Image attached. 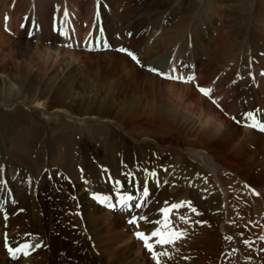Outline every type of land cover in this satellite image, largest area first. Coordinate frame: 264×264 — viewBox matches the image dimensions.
<instances>
[{
    "label": "bare ground",
    "instance_id": "6f19581e",
    "mask_svg": "<svg viewBox=\"0 0 264 264\" xmlns=\"http://www.w3.org/2000/svg\"><path fill=\"white\" fill-rule=\"evenodd\" d=\"M42 1L46 2L45 5ZM69 1L0 0V49L10 42V46L18 52L30 57L46 56L55 64L68 54L92 69V86L99 88L104 81L111 86L118 83L113 76L121 73L127 78L119 87L122 96L130 93L136 97V92L152 91L156 83H162V78L149 70L152 68L159 69L160 73L182 74L185 78L195 77L201 71L199 78L196 77L197 85H205L212 90L214 86L218 87L215 77L221 71L219 58L202 49L200 41L201 36L209 34L212 25L209 19L192 20L190 30L186 27L181 34L175 31L166 36V25L181 14L184 0H153L151 5L146 6L130 4L127 0H99V4L97 0H91V6L87 4L90 6L87 13L84 12L85 0H71V6ZM214 2L205 0V4H210L209 10ZM55 7L61 12L57 20L54 17L56 12H53ZM39 13L45 16L39 19ZM28 17L29 21L25 22ZM114 24L111 31L122 36L125 30L126 34L132 33L128 40L130 46L125 48L139 57V63L124 52H111L99 57L95 43L99 41L104 47L107 44L106 32ZM4 25L10 27V34L5 31ZM258 34L253 35L254 39L263 40L258 46H251V36L244 41L243 35L238 33L235 40L229 43V56H235L236 50L245 44L250 45L251 54L263 56L264 35ZM122 38V41L125 40L124 36ZM157 39L159 41L155 46L152 44L154 47L149 53L142 51L148 42L153 43ZM92 42L93 49L89 50ZM83 43L87 46L85 50H74L83 48ZM245 55H249V51ZM228 59L230 61V57ZM70 62L61 66L57 74L37 80L25 68L19 75H11L0 58V104L9 108L16 104L25 106L42 122L49 125L51 121H59L66 129L76 122H80L81 126L88 122L106 125L101 129V142L107 151L105 156L97 150L92 152L86 141H75L71 131L65 134L62 131L64 135L60 132L57 135L44 134L45 128L41 124L34 125L28 138L29 146H23L19 135L7 127L10 132L0 136V180L9 178L0 184V241L2 231L8 233L18 226L22 233L29 232L28 245L33 247L28 249L29 255L18 253L14 258L8 249L20 247L18 243H10L4 255L0 249V264H157L153 252L145 247L136 233H151L162 227L155 223L160 214H154L162 204L155 205L154 201L150 211L141 214L137 206H133V201L137 200L141 206L147 203L158 181L160 187L169 181L165 188H171L175 200L192 199L195 192L198 195L196 199L204 200V206H201L203 212L199 214V211L198 216L194 214L196 217L189 220L188 227L181 229L186 235L175 245L161 246L154 241L155 237L152 238L150 243L155 244V251L168 253V256L160 258L161 264H226V245L230 246L233 255L236 254V264H264V255L263 258L257 257L256 261L248 259L244 262L243 254L247 249L237 236L239 233L246 238L250 235L246 230L234 227L237 222L248 219L249 212L259 214L264 210V132L246 126L252 121L245 118V114L251 112L257 120L264 122V113L257 107V101L255 103L248 96L251 93L242 92L249 98H243V104L238 102L241 105L236 108L232 106L235 108H232L233 112L217 115L215 105L195 90L194 83L183 82L184 90H181L176 80H165L169 87L176 86L183 94L182 99H155L145 115H141L138 106L122 115L112 108L116 105L114 100H101L93 106L68 100V95L76 87L78 70L70 67ZM16 63L19 66V62ZM260 67L258 77L264 79V59ZM131 72L136 75L137 86L134 77L132 80L128 75ZM262 88L264 94V86ZM222 95L217 88L209 98L221 104ZM185 105L190 109L184 110ZM222 106L225 113V104L222 103ZM175 109H179V115L186 120L167 115L168 111L170 113ZM232 114H235L232 116L235 119H232ZM11 133L13 139L8 143ZM62 139L67 143L65 149L60 143ZM166 166L171 169L164 174ZM151 174H156L154 179ZM252 174L261 180L256 186L259 196L253 197L246 190L245 194H238L240 198L243 196V200L237 201L230 193V186L236 193L233 182L237 180L236 186L242 189L240 182L242 185L250 183L248 179ZM225 175L229 179L234 177L233 181ZM116 181L121 187L115 186ZM145 187L150 193L144 201L133 197L127 205L120 203L123 194ZM13 195L16 196L14 202ZM96 196L111 197V200L101 203L100 199H95ZM243 201H248L249 205L244 207ZM109 203L113 206L109 207ZM122 206H126V212L120 211ZM115 208L119 211L114 212ZM236 215L242 216L241 219L239 217L238 220ZM141 216L147 220H139L138 225L129 223L133 217ZM204 219L207 220L205 224H200ZM234 219L236 223L233 225ZM174 225L180 226L178 223ZM40 244L43 246L38 250Z\"/></svg>",
    "mask_w": 264,
    "mask_h": 264
},
{
    "label": "rangeland",
    "instance_id": "374dc122",
    "mask_svg": "<svg viewBox=\"0 0 264 264\" xmlns=\"http://www.w3.org/2000/svg\"><path fill=\"white\" fill-rule=\"evenodd\" d=\"M85 1H86V3L84 6V9H85L84 12L87 13L88 8L91 6L90 5L91 0H85ZM127 1L130 4L142 5V6H146L148 4L151 5L153 3V0H127ZM42 3H44V5H45L46 2L42 1ZM68 3L71 6L72 1L70 0ZM88 3L90 6L87 5ZM209 7H210V4H205V0L204 1L203 0H200V1L199 0H184V4H183L182 10H181V14L177 18H175V20H173L172 22L171 21L168 22V24L166 25V28H167L166 36H170V35L174 34L175 31H178V33L181 34L182 31H184L186 29V27L188 28V30H190L192 28L193 21L195 19L202 20L205 18L204 21L209 19L208 21H210L212 24L211 29L208 32L209 34H207L206 36H201L200 41L203 44L202 49L205 48L204 50L207 52H210L212 57H214L216 59L219 58V60H218L219 66H220L219 70H221V71L217 74L218 78L215 77V79H216L215 82L218 85V87L214 86L213 90L212 89L211 90L215 91V90H217V88H219L221 95L223 94L221 96V99H222V103L225 104V108H226V110L224 108L225 113H223L222 103L219 104V103L215 102V100L213 98H212L213 100H211L208 96H205L203 93H201L199 91V88L196 87L195 84H192L194 82H197V80H198L197 78H199V76L201 75V73H200L201 71L197 73L198 75L195 76V80L190 84H192V86L194 88L196 87L195 90L199 94L206 97L210 102H212L215 105L214 109H215V112L217 115H219V114L225 115L227 113L233 112L234 110H232V108L234 106L236 108L238 105L243 104L244 99L248 100L249 97L252 98L253 101H255V103L257 101V103H256L257 107L261 110V112L264 113V96H263L264 94L262 92L263 91L262 87L264 86V79L260 76L258 77V75H259L258 70H260V68H261L260 65L263 63L264 55L262 56V54H261V56H262L261 57L259 55V53H252L251 54L250 53L251 51L249 50L250 45L251 46H258L260 44V42L263 40V39H261V41H260L256 38L254 39L253 35L254 34L256 35L258 33H259L258 34L259 36H262V34L264 35V0H215L213 5L211 6L210 10L208 9ZM193 8H195V9H193ZM205 8L208 10H206ZM57 9H59V8H57ZM57 9L55 7L53 10V12L54 11L56 12V14H54V17L56 20L58 18V13H61ZM207 13H209V14H207ZM44 16H45V14L43 15L40 13H39V15H37V17L39 19L44 17ZM194 16H196V18ZM60 17L61 16H59L58 19H60ZM28 21H29V17L26 18L25 22H28ZM96 26H97V24L95 21L94 27H96ZM114 27H115V24H114V26H111L110 30H108V31H111L112 29H114ZM84 28H85L84 31H86V28H88V25L85 26ZM4 29L7 33L9 32L8 34H10L11 31H10L9 26L7 27L4 25ZM95 30H97V29H95ZM108 31L106 32V34H107V36H106L107 42L106 43L107 44L104 47L101 46L99 41L98 42L96 41V43H95L94 42L95 40L93 39V42L98 47L97 52L99 53V57H105L107 55V53H111V52H120V51H118V49H120L121 47L125 48V47L130 46L128 43V40L131 39L132 33L126 34V30H125L123 33V36H124V39L126 41L123 40L124 41L123 42L121 40V39H123L122 38L123 36L119 32L117 33L114 31H111V32H108ZM238 33H240V35H243L244 41L249 36H251L250 41L251 40L252 41L251 42L249 41L250 45L245 44V46H242L241 49H239V50L237 49L235 56L232 57V56H229V52H228L230 50V44L229 43H231V41L233 39L235 40L236 35ZM97 34H99V32ZM116 34H117V36H116ZM161 35H162V33L159 36H161ZM150 41H152V40H150ZM158 41L159 40L157 39L156 42H154V41H153V43L148 42V46H145L142 49V51L149 53ZM93 42L88 47L89 50L93 49V47H92ZM7 43L5 45H3L0 49V58L6 63L7 72L10 73L11 75H19L20 73H22V71H23L22 69L25 68V69L29 70V73L31 74L32 78L37 79V80L38 79H47L50 75L52 76L54 74H57L58 71L61 69V66H64L66 63L71 61L70 67L78 68V70H76V72H77L76 82H75L76 87L68 95V100L81 101V102H85L87 104L89 103L90 104L89 106H93V105H96L97 103L99 104L101 100L105 102V100L109 99L110 101L114 100L116 102V105L113 106V104H112V106H113L112 108L114 109L115 112L120 111L122 115H126V114H128L129 111L134 110L138 106L139 107L138 111L142 112L141 115L142 114L145 115L149 112V109L151 107L150 105L152 104V101L155 99L157 100V99H162V98H166V97L170 98V99H182L183 98V94L181 92H179V90L176 89V86H171V87L168 86L169 83L167 81H173V79L168 80L167 78H165L164 75L161 76L158 73H157V75L160 78H162L163 81H162V83H160L161 85L160 84L158 85L156 83L154 90L143 91L140 93L136 92V97L132 96L130 93H129V95L127 94V96H122L120 94L121 88H119V87L121 86L122 83L126 82L127 78L125 76L122 77L123 75L121 73L116 75V76H113V80L119 81L118 83L113 84V86H111L110 83H107L104 81L103 86L99 88L96 86H92L93 85L92 81H94V75H93L92 69L87 64H84V63L78 61L77 59L71 58L70 55H68V54H65L63 59L61 61L58 60V64H55L52 59H49L46 56L30 57L29 55H27L25 53L18 52L17 49H13L10 46V42H7ZM205 43H207L209 45H206ZM243 43H245V42H243ZM82 45H83L84 49L77 47L74 50H77V51L85 50L87 47L86 43H83ZM149 45L151 47L152 46L153 47L151 48V47H149ZM125 49H128V48H125ZM246 50L249 51V55H245V52H248ZM245 56H246V58H245ZM200 57H204V56L201 55ZM229 57H230V61L228 59ZM138 60H139V57H138ZM253 61H254V63H251ZM16 62H19V66L17 65ZM134 62H136V61H134ZM250 66H252V67H250ZM258 67H259V69H258ZM246 68H250V69H246ZM251 69H252V71H248ZM131 73L133 74V76L130 73L128 75L131 78L134 77V82L137 86L136 75L133 72H131ZM230 74H231V76H230ZM227 77H229V78H227ZM243 79L245 80V83H244ZM132 80H133V78H132ZM165 80H167V81H165ZM253 81H254V84H253ZM183 82L184 81H179V80H176V82H175L176 85L181 90L183 89ZM261 84H263V85L261 86ZM257 85H259V86H257ZM161 86H163V87H161ZM237 86H238V88H237ZM133 87L136 89V87L134 85H133ZM165 87H167V89ZM227 87H228V89H227ZM169 88H171V89H169ZM203 88H206V86L204 85ZM243 88H245L246 91L243 90ZM259 88H262V89H259ZM237 89L238 90L241 89L240 90L241 92H239ZM234 90H236V91H234ZM242 92L245 94H247V92H249V93H251V95H248L249 97H246V95L243 94ZM240 93H242L244 96ZM252 93H255V94H252ZM170 94H171V96H169ZM230 96H232V97H230ZM258 100H260V101H258ZM229 102H231V103H229ZM238 102L241 104H239ZM107 106H111V105H107ZM235 108H233V109H235ZM29 109L30 108H27L25 106H19V104H16L15 106H13L11 108L5 107L4 105L0 104V136H1V134L5 135V133L10 132L9 131L10 129L7 127H11L12 131H14L17 135H19L21 142H23L25 144V145L24 144H22V145L23 146H29V145H27L29 143L28 138H29V135H31V133H32L31 131L34 129V125H38V124L40 125L41 124L40 126L45 128V130H43L44 134L45 133L46 134L52 133L51 135H53L56 133V135H57V133L60 132L61 135H64L67 131H71L73 133V134H71V136L74 135L72 137L75 138V141L79 140V139H80V141L84 140V141H86L87 147L89 146V148L92 152H94V150H97V151H100L101 155L105 156V153L107 151H105V147L103 146V144L101 142L102 137H103V134L101 133L103 130H101V129L103 127H105L106 125L101 126L98 123L88 122L86 125L81 126L80 122H76V124H74L72 127H68L66 129L65 127L62 128V125L59 123V121H51L49 125L46 124L44 121L42 122V119H40V117L32 115L29 112L30 111ZM183 109L189 110L190 108H188L187 105H185ZM141 110H143V111H141ZM167 115L168 116L173 115L174 117H177V118L181 119L182 121L186 120V117H184L181 114L179 115V109H175V110H173V112H170V113L168 111ZM233 115H235V114H232L231 117ZM24 119H26V121H24ZM232 119H233V117H232ZM141 127H143V125ZM62 131L64 134L62 133ZM11 134H10V136H8V138H9L7 140L8 143H10L11 140L13 139V133H11ZM60 143H58V145H61L65 149L67 146L66 141H64V139H62V140H60ZM41 144H43V142H41ZM86 145H82V146H86ZM263 159H264V156H263ZM170 169H171V167H167V166L164 167L163 173L167 174V172L170 171ZM151 175H152V179H154V175H156V174H151ZM252 175L250 176L248 181L255 186L259 185L261 180L258 179L257 177H255L256 175L255 176H254V174H252ZM9 177L11 178V175H9ZM225 177L227 179H229L227 177V175H225ZM231 178L229 180L233 181L234 177H231ZM8 180H9V178L5 177L4 180H0V184H3L2 181H8ZM167 183H169V181L164 182V185L161 187L159 186V184L155 185V186H157V188H156V190H154L151 193V196L152 195L153 196L149 202L150 205H148V211H150V206L153 204L154 201H155V205L157 203H158V205L162 204L161 207L160 206L158 207L159 209L157 208V211H155L154 214H162L161 209L168 207L169 205L176 204L178 202H183V201L184 202H190L191 208H189V207L180 208L178 211H174L172 213V216H171L174 224L178 223V225H180L177 228H179V230L181 231V229H183L184 227L185 228L188 227L189 220H192L194 217H196L195 215L198 216L199 211H200L199 214L203 212L201 210H203L202 207L204 206V202H203L204 200L200 201L198 198H197L198 199L197 200L196 196H198V195L196 194V192L194 190H192V191L195 192V196H191L192 199L183 198L181 200H175L171 195V192H172L171 188L170 189L165 188L166 187L165 185ZM237 183H238L237 180H235L233 182V184L235 185L234 189L237 191L236 193L233 192V189L229 185L230 186V193H233V195L237 199V201L238 200L240 201L241 198L239 197L238 194L243 195V194H245V192L242 191V189L244 190V188L241 189V188H238L236 186ZM230 184H232V182ZM24 185H25V183H24ZM239 186H242L241 182H240ZM142 190L137 189L136 192H134V193L131 192V193H128L126 195H130V196L134 197V199L144 201L146 199V196L149 195L150 191L148 190V195L145 196L143 194V192H141ZM233 195H232V197H233ZM250 195L257 198V196H254L251 193H250ZM123 196H125V195L123 194ZM156 196H158V198ZM12 198H13L12 202H14L16 199V196L14 197V195H13ZM157 199H159V200H157ZM137 203H138V201L134 200L133 206H136ZM245 205L246 206L249 205L248 201H246V202L244 201L243 206L246 207ZM103 207L108 209V206L106 204H103ZM236 207H239V206H236ZM192 208H194L196 211L193 212L191 210ZM110 210H112V208ZM118 211H119L118 208L114 209V212H118ZM137 211L140 212V210H138V209H137ZM148 211L146 210L143 213H145V212L148 213ZM249 213L251 214V212H249ZM249 213L247 212V214H249ZM249 215L247 217L248 219H246V220H241L237 223H236L235 219H234L235 221H233V222L231 221L233 223V225H234V223H236L234 225L236 230H239V229H243L244 231L246 230L245 232H248L250 235V236H248V238H246V236H244L245 237L244 238L243 234L237 233L238 234L237 237L241 239L242 243L244 244L243 246L246 247V249H247V252L244 253L245 254V260L243 259L244 262L248 259L256 261V260H258L257 257L263 258V255H264L263 243L260 241V238H259V235L262 236V234H260L261 233L260 228L257 227L258 226V224H257V222H258L257 213H252L250 216ZM180 217H187V218H189V220L187 223H185L183 220L180 219ZM236 217L239 220V217L241 219L242 216L236 215ZM205 221H207V220L206 219L202 220L200 222V224L203 223L202 225H204ZM23 229H24V227H23ZM250 238L252 239L251 240L252 242L247 243L246 239H250ZM231 239H232V237H231ZM156 240H157V238H156ZM156 240H154V241L156 242ZM12 242L18 243L20 248L25 244H30L29 232L22 233L21 231H19L18 226L14 227L13 231L9 230L8 233L2 231V240L0 241V249H1L2 254L5 253L6 247ZM43 244L38 245V250L43 246ZM253 245H255V246H253ZM165 247H171V245H165ZM229 248H230V246L226 245L225 249H224V253H225L224 260H226L225 263L226 264H236V262H234V261H236L235 259L237 258V256H236V254L233 255V252L230 251ZM228 251H229V253H228ZM176 252H178V251H176ZM10 258H13V257L10 256ZM229 258H230V260H229ZM227 259H228V261H227ZM231 259H232V261H231ZM62 264H64V262H62ZM222 264H224V262Z\"/></svg>",
    "mask_w": 264,
    "mask_h": 264
},
{
    "label": "snow or ice",
    "instance_id": "6c2138e0",
    "mask_svg": "<svg viewBox=\"0 0 264 264\" xmlns=\"http://www.w3.org/2000/svg\"><path fill=\"white\" fill-rule=\"evenodd\" d=\"M97 3L99 4V0H97ZM7 19L8 18L6 17V20ZM118 51L126 53L133 60H135L137 63H139V60L136 57V55L133 52L129 51L128 49L120 48V49H118ZM149 70L153 71V72H158V70L155 69V68H152V69H149ZM172 72L174 73L175 69H173ZM158 74L164 75L165 78H167V79L182 80L184 82H192V81L195 80L194 76H191V77H188L187 79H185L182 76H176V75H172V74H164V73H159V72H158ZM197 87L199 88V91L201 93H203L205 96H211V92H212L211 89L203 88V87H199V86H197ZM245 118L252 121V123H250V124H248L246 126L252 127V128L258 129L259 131L264 132V122H261V121L257 120L254 113H251V112L246 113L245 114ZM233 119H235V118H233ZM237 122L239 123V121H237ZM115 186L116 187H121L120 182L116 181L115 182ZM143 194L145 196L148 194V190H147L146 187L143 189ZM97 198L101 200V203H104L106 201H110L111 200V197H107V196L106 197H102V198L101 197H97ZM131 200H133V197L130 196V195H125V196H121L120 197V203L122 205H127V202L131 201ZM112 206L113 205L111 203H109V207H112ZM136 206L140 207L141 205L137 204ZM183 207L191 208L190 202H181L179 204H172V205H169L168 207H165V208L161 209V212L163 213L164 219L162 221L158 220L155 223L162 225V227L156 228L151 233H144V232H137L136 233L137 238L142 240V241H144L145 247L150 252H153L154 258L157 260V264H161L160 258L162 256H168V253L167 252H161V253L155 252V244L150 243V241L152 240L153 237H155V238H157L156 243L161 245V246H163V245H175L177 241H179V240L184 238L186 233L183 232V231H177L173 227L172 220H171L172 213L174 211H178L180 208H183ZM191 210L193 212L196 211L194 208H192ZM180 219L183 220L185 223H187L188 220H189V218H187V217H180ZM139 220H147V218L143 217V216H141V217H133L131 220H129V223L138 225V221ZM226 239L230 240L231 237H226ZM261 239H264V237H262ZM32 247H33L32 245L25 244L21 248L13 249V248L10 247L8 249V251L15 258L18 253H23V255H25V256L29 255L30 253H29L28 249H30Z\"/></svg>",
    "mask_w": 264,
    "mask_h": 264
}]
</instances>
